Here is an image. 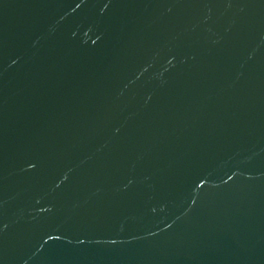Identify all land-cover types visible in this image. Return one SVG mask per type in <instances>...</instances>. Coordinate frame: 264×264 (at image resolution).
<instances>
[{
    "label": "water",
    "instance_id": "95a60500",
    "mask_svg": "<svg viewBox=\"0 0 264 264\" xmlns=\"http://www.w3.org/2000/svg\"><path fill=\"white\" fill-rule=\"evenodd\" d=\"M0 264H264V0H0Z\"/></svg>",
    "mask_w": 264,
    "mask_h": 264
}]
</instances>
